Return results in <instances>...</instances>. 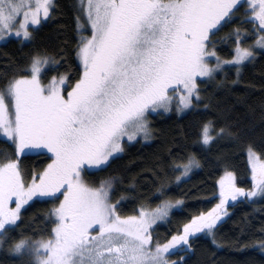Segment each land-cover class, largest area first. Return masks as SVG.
Listing matches in <instances>:
<instances>
[{
	"label": "snow or ice",
	"instance_id": "1",
	"mask_svg": "<svg viewBox=\"0 0 264 264\" xmlns=\"http://www.w3.org/2000/svg\"><path fill=\"white\" fill-rule=\"evenodd\" d=\"M238 0H78L91 35L81 36L77 56L82 71L74 84L66 74L41 76L49 57L36 55L29 66L0 85V132L13 142L16 153H49L43 171L26 182L19 159L0 161V243L15 226L21 208L34 196L58 198L50 210L55 219L47 238L21 237L9 248L29 254L33 264H183L171 260L176 251H190L191 239L213 233L224 215L228 198L264 194V158L249 148L253 188L237 187L232 172L220 178V203L193 216L182 231L164 242L154 239L152 225L166 217L172 201L156 208L140 207L138 215L122 216L113 202L114 178L98 186L84 182V167L104 166L122 141L149 137L146 116L167 109L179 93L181 105L192 104L200 91L198 77H211L224 64H242L253 57L251 47L237 43L231 60L209 65L210 34L231 18ZM52 0H0V38L15 31L31 37V25L48 17ZM251 18L261 26L256 44L264 46V0H250ZM22 17V19H20ZM17 21L19 26L16 27ZM77 28L83 27L76 17ZM237 39L240 31L236 30ZM240 69L237 67V73ZM211 122L201 131L204 144L213 141ZM224 129H219L223 134ZM195 156L177 165L185 175L196 166ZM15 197V207H11ZM180 203V201H176ZM98 229V230H97Z\"/></svg>",
	"mask_w": 264,
	"mask_h": 264
},
{
	"label": "trees",
	"instance_id": "2",
	"mask_svg": "<svg viewBox=\"0 0 264 264\" xmlns=\"http://www.w3.org/2000/svg\"><path fill=\"white\" fill-rule=\"evenodd\" d=\"M77 15L81 29L77 28ZM259 29L247 2L234 8L228 22L211 33L208 49H215L221 59H231L239 43L251 47L255 55L241 66L225 67L211 78L198 80L200 98L194 106L183 113L149 114L150 140L125 143L123 152L106 166L83 173L91 186L114 178L111 196L113 202L119 201L122 216L137 215L140 207L155 208L165 200H182L180 209L152 229L154 239L160 242L182 231L193 216L215 206L218 183L225 172L234 173L238 187L253 188L247 148L264 158V52L254 47ZM31 33L28 41L11 38L0 43V85L13 75L30 74L18 70L29 66L36 55L49 57L41 76L43 83L66 74V86L74 84L82 71L77 56L80 37L91 35L78 0H53L50 16ZM208 122L214 139L207 145L201 131ZM193 155L199 168L177 180V165ZM7 158L19 159L25 181L30 182L33 173L47 166L51 155L40 152L19 157L13 142L0 136V161ZM57 197L34 199L21 210L18 222L0 243V264H33L29 254L14 253L9 245L21 237L35 240L50 236L55 223L50 210L58 206L61 195ZM228 208V216L216 224L210 236H194L190 251H176L169 259L183 257V264H264V196L239 200Z\"/></svg>",
	"mask_w": 264,
	"mask_h": 264
},
{
	"label": "rangeland",
	"instance_id": "3",
	"mask_svg": "<svg viewBox=\"0 0 264 264\" xmlns=\"http://www.w3.org/2000/svg\"><path fill=\"white\" fill-rule=\"evenodd\" d=\"M243 2H247L248 4H249V7H250V0H238V2H237V5L235 6V8L239 5V4H241V3H243ZM52 4H53V0H52ZM52 8V7H51ZM51 8H50V13H51ZM49 16H50V14H49ZM48 16V17H49ZM48 17H45V18H42L41 19V22H40V24L43 22V21H45V20H47L48 19ZM20 19H22V17H20ZM252 20H254V19H252ZM255 22H257L258 23V21L257 20H254ZM223 23V21L221 22V24ZM40 24L39 25H31L30 27H29V31L30 32H32V30L34 29V28H37L38 26H40ZM89 25H90V23H89ZM258 25H259V23H258ZM19 26V21H17V24H16V27H18ZM90 27H91V25H90ZM219 27V26H218ZM259 27H261L260 25H259ZM215 31V30H214ZM213 31V32H214ZM211 35V34H210ZM11 38H20L21 40H23V41H28L29 39H30V37L29 38H24L23 36H22V34L20 35V36H17L16 34H15V31H13L12 33H9V34H7V35H4L2 38H0V43H4V42H6V41H8L9 39H11ZM257 40V39H256ZM256 40H255V42H256ZM254 42V47L255 48H257L258 50H260V51H263L264 52V46H261V45H259V44H256ZM212 50H210L209 49V52H211ZM252 52H253V50H252ZM254 53V52H253ZM236 54V53H235ZM254 55H255V53H254ZM253 55V56H254ZM216 56H217V54L216 55H213V56H209L207 59H206V63H208L209 65H215L216 63H217V60H216ZM252 57H250V58H248L247 60H245L242 64H240V65H237V64H235V63H233V64H224V65H222V67L221 68H218V69H216L215 70V72H214V74H216V73H218V72H220V71H222L225 67H230V66H241V65H243L244 63H246L247 61H249L250 59H251ZM232 59V58H231ZM231 59H221V60H231ZM213 74V75H214ZM212 75V76H213ZM211 76V77H212ZM211 77H198L197 78V81L198 80H200V79H208V78H211ZM67 90H70V88H67V86H66V91ZM170 95H172L173 96V99L171 100V102H170V105H169V107L167 108V109H165V108H158V109H155V110H150L149 112H148V114H147V116H146V119H147V121H148V118H149V114H155V113H158V112H163V113H165V114H169V113H171L172 111H176V112H179V113H183V112H185V111H187L190 107H192V106H194V104H195V101H197L199 98H200V96L198 97V98H196L195 96L193 97V100H192V104L191 105H188L187 107H183L182 105H181V101H180V97H179V93H171L170 92ZM148 128H149V124H148ZM212 134V133H211ZM0 136L2 137V138H4V139H7V140H10V138H7L2 132H0ZM139 139H142L143 141H148V140H150L151 139V133H149V137L147 138V139H145L144 138V136H143V134L141 133V134H138L137 135V137H136V139H134V140H131V141H129L127 138H125L123 141H122V144H123V149H124V144L125 143H133V142H136L137 140H139ZM11 141V140H10ZM208 145V144H207ZM253 150V149H252ZM247 156H248V161H249V167H250V170H251V179L253 180V177H252V168H251V161H250V159H249V155H248V153H249V148H247ZM254 151V150H253ZM123 151H121V152H119V153H114L113 154V157H110L109 158V161L104 165V166H106L110 161H111V159L112 158H114V157H116V156H118V155H120L121 153H122ZM256 152V151H255ZM33 153H36V152H33ZM257 153V152H256ZM29 154V153H28ZM22 155H24V153H19V157H21ZM51 155V154H50ZM104 166H102V167H104ZM102 167H98V168H92V167H84V168H82V171H81V176H82V178H83V173L86 171V170H97V169H100V168H102ZM199 168V164H197L196 166H194V167H192L191 168V170L189 171V172H187L185 175H183V176H180V178L181 179H185V178H187V177H189L190 176V174H192L193 173V171H195V170H197ZM179 170H180V172L181 171H183V169L182 168H179ZM227 172H230V171H227ZM180 174V173H179ZM225 174V173H224ZM224 174H223V176H224ZM235 176V175H234ZM83 180H84V178H83ZM84 182H85V180H84ZM86 183V182H85ZM235 184H236V177H235ZM218 185H219V194H218V196H219V200H218V202L215 204V206L217 205V204H219L220 203V200H221V195H220V180H219V183H218ZM236 186H237V184H236ZM238 187V186H237ZM57 196H59L60 194L59 193H57L56 194ZM262 196H264V194H257V196H255V197H247L246 195L245 196H238L237 198H236V200L235 201H233L231 198H228V200H227V202H226V204L224 205V209H225V212H224V215H222L221 217H220V220H218L217 221V223L216 224H218L220 221H222L224 218H226L227 216H228V214H229V208H228V205L229 204H232V203H235V202H237V201H239V200H246V199H249V200H255L256 198H259V197H262ZM37 198H40V199H43V198H51V197H47V196H45V197H40V196H34V197H32V199L31 200H29L28 201V203L29 202H31L32 200H34V199H37ZM15 197H13V202L11 203V207H15ZM63 199V196L61 195V200ZM170 201V200H169ZM176 201H180V203H176ZM173 203H172V206H171V208L169 209V213H168V215L166 216V217H164V218H162V219H158V220H156V222H155V224H153L152 225V229H154V227H156L158 224H160V223H164V222H166L168 219H169V217H170V214H171V212L172 211H174V210H176V209H180L181 207H182V204H183V201L182 200H175V201H172ZM27 203V204H28ZM27 204H25L22 208H21V210L27 205ZM162 204V203H161ZM160 204V205H161ZM214 206V207H215ZM213 207V208H214ZM156 208V207H155ZM213 208H211V209H213ZM210 209V210H211ZM21 212V211H20ZM208 212V211H207ZM207 212H204V213H207ZM138 215V214H137ZM19 220V219H18ZM18 220H17V222H18ZM16 222V223H17ZM216 226V225H215ZM214 226V227H215ZM98 230V229H97ZM197 235H204V236H210L211 234H209V233H207V232H200V233H196V234H194V236H197ZM31 256V255H30ZM31 258H32V260H34V257L33 256H31ZM172 260V259H171Z\"/></svg>",
	"mask_w": 264,
	"mask_h": 264
}]
</instances>
